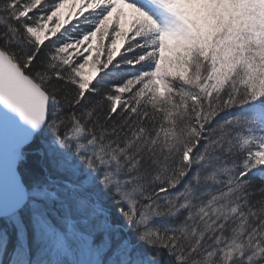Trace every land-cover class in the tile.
<instances>
[{
    "label": "snow or ice",
    "instance_id": "snow-or-ice-1",
    "mask_svg": "<svg viewBox=\"0 0 264 264\" xmlns=\"http://www.w3.org/2000/svg\"><path fill=\"white\" fill-rule=\"evenodd\" d=\"M0 264H264V0H0Z\"/></svg>",
    "mask_w": 264,
    "mask_h": 264
},
{
    "label": "rangeland",
    "instance_id": "rangeland-1",
    "mask_svg": "<svg viewBox=\"0 0 264 264\" xmlns=\"http://www.w3.org/2000/svg\"><path fill=\"white\" fill-rule=\"evenodd\" d=\"M7 259H9V256H8V255H6V256L4 257V260H7Z\"/></svg>",
    "mask_w": 264,
    "mask_h": 264
}]
</instances>
